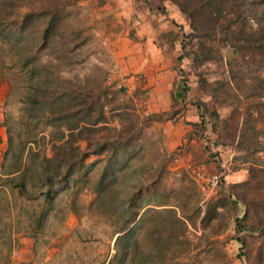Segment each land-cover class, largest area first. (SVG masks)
I'll return each instance as SVG.
<instances>
[{
    "label": "rangeland",
    "instance_id": "rangeland-1",
    "mask_svg": "<svg viewBox=\"0 0 264 264\" xmlns=\"http://www.w3.org/2000/svg\"><path fill=\"white\" fill-rule=\"evenodd\" d=\"M149 6L188 86L164 111L100 52ZM0 264H264V0H0Z\"/></svg>",
    "mask_w": 264,
    "mask_h": 264
},
{
    "label": "crops",
    "instance_id": "crops-1",
    "mask_svg": "<svg viewBox=\"0 0 264 264\" xmlns=\"http://www.w3.org/2000/svg\"><path fill=\"white\" fill-rule=\"evenodd\" d=\"M142 20V32L138 28L132 35L109 37L100 52L118 87L125 89L128 96L147 103L149 110L164 111L173 105L174 91L178 87L175 83L180 75L179 46H170L171 25L160 11L151 10L149 6ZM183 119L191 121L195 117L183 115L172 139L181 140L191 129L182 123ZM210 161L207 166L214 170L216 164L212 159Z\"/></svg>",
    "mask_w": 264,
    "mask_h": 264
},
{
    "label": "trees",
    "instance_id": "trees-1",
    "mask_svg": "<svg viewBox=\"0 0 264 264\" xmlns=\"http://www.w3.org/2000/svg\"><path fill=\"white\" fill-rule=\"evenodd\" d=\"M47 32V31H46ZM44 33L43 34V39L45 38H47V36H46V34L47 33ZM187 91H188V86H187V84H186V81L184 80V81H182L179 85H178V87H177V89H175V91H174V96H175V98H184L185 96H186V93H187ZM56 170H55V175H59L60 176V174H61V169H60V167H56L55 168ZM44 170H46V168L44 167ZM53 175L52 176H50V175H47L46 176V178H48L49 180H48V182H50V185L51 186H53V184L54 183H52L50 180L51 179H53ZM18 186L20 187V191L21 192H25L26 193V186H25V183H24V181L23 180H21L20 181V183L18 184ZM146 211H148V212H150V211H154L155 213H163V211H160V210H157L156 208H151V207H149V208H147L146 210H145V212L144 213H146ZM164 212H167V213H170L172 216H173V218L174 219H176L177 221H182V219L179 217V215L177 214V211L175 210V209H173V208H168L167 210H165Z\"/></svg>",
    "mask_w": 264,
    "mask_h": 264
},
{
    "label": "built area",
    "instance_id": "built-area-1",
    "mask_svg": "<svg viewBox=\"0 0 264 264\" xmlns=\"http://www.w3.org/2000/svg\"><path fill=\"white\" fill-rule=\"evenodd\" d=\"M197 177L201 180L203 189L208 192H212L218 188L221 182V174H206L205 172L199 170L197 171Z\"/></svg>",
    "mask_w": 264,
    "mask_h": 264
}]
</instances>
